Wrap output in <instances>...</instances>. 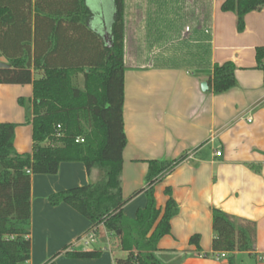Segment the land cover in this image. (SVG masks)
Segmentation results:
<instances>
[{"label":"crops","instance_id":"crops-1","mask_svg":"<svg viewBox=\"0 0 264 264\" xmlns=\"http://www.w3.org/2000/svg\"><path fill=\"white\" fill-rule=\"evenodd\" d=\"M41 1L44 15L54 16L58 11L62 13V7L66 8L68 3ZM223 1L124 0L122 116L126 144L120 175L125 201L122 214L133 219L146 205L148 161L185 156L154 187L156 207L161 214L168 199L167 188L179 207L178 214L170 220L169 234L157 244L164 264H228V255L216 260L217 253L211 249L212 208L255 224L254 251L237 255L236 264H263L258 257L264 255V87L255 49L264 47V6L247 14L244 31L237 33L235 15L220 11ZM19 2L11 4L12 19L4 29L11 57L22 52L14 43L29 42L31 57H44L49 55V48L41 42L58 41L60 48L52 56L63 57L75 56V48L82 43L88 53L90 34L108 41L104 36L109 35L113 23V0H105L109 5L106 15L93 10L95 6L103 9L102 0H85L88 15L82 28H74L64 15L58 24L43 15L35 19L33 10L28 18L27 7ZM33 3L31 0L32 6ZM188 25H192V30ZM194 25L198 26L196 30ZM144 27L146 31L142 33ZM128 34L133 41L143 36L148 41H170V36L183 39L187 34L185 40L192 39L193 45L209 36L210 65L233 63L236 84L215 94L206 76L195 75L181 65H167L163 55L135 49L127 57ZM0 62L8 63L1 52ZM39 77V72H33V79ZM202 82L208 85L205 92L200 89ZM32 93L31 85L0 84V123L17 125L14 148L19 154L31 153L33 149L32 126L25 122V111L18 104L19 98L31 99ZM99 178L97 171L88 175L80 162L61 163L55 175L31 176L30 259L25 264H115L116 259L126 258L125 252L113 251L102 225L92 228L87 219L69 206L52 207L48 203V197L54 193L85 186ZM92 230L94 241L84 245ZM195 235L199 236L200 251L190 243ZM94 249L101 251L98 259L65 256L66 251ZM117 252L120 257H115Z\"/></svg>","mask_w":264,"mask_h":264},{"label":"trees","instance_id":"trees-1","mask_svg":"<svg viewBox=\"0 0 264 264\" xmlns=\"http://www.w3.org/2000/svg\"><path fill=\"white\" fill-rule=\"evenodd\" d=\"M18 1L27 7L28 18L33 10L35 19L43 15L58 24L60 16L64 15L74 28H82L88 15L85 0H67V7H62V13L58 11L57 16L44 15L46 11L41 0H34L33 6L31 0H0V52L9 65L8 69H0V84L31 85L33 90L31 99H18L25 111V122L32 126V152L17 153L14 148L17 125L0 123V264H25L30 259L31 176L55 175L59 165L66 162H80L88 175L97 171L100 178L85 186L50 195L49 205L65 204L87 219L92 228L102 225L113 251L126 253V258L116 259L115 264H164L157 244L169 234L170 220L178 214L179 207L167 188L168 199L161 214L156 207L154 187L173 172L185 156L148 161L144 187L146 205L133 219L122 214L125 201L120 175L126 144L122 116L124 0H113L114 19L108 41L95 39L96 36L90 34L88 53L82 43L75 48V56L55 57L52 54L61 44L48 41L41 44L49 48V55L31 57L30 43L24 42L14 43L22 52L20 56L11 57L5 30L12 19L10 6ZM263 6L264 0H224L220 11L234 14L236 31L242 33L245 16L260 11ZM190 47L193 50L181 55L178 62L168 61L167 65H181L195 75L206 76L215 94L235 86L233 63L210 65L209 36ZM255 59L257 68L263 73L264 87V47L255 49ZM33 72H39L40 77L33 79ZM77 74L82 75L83 89L71 83ZM77 138L83 142L76 143ZM45 142L48 144L43 145ZM211 217L213 253H226L228 264H236L237 255L252 254L256 235L254 223L231 217L216 208L211 209ZM190 243L200 251L198 235L191 237ZM65 256L98 259L101 251L73 250L66 251Z\"/></svg>","mask_w":264,"mask_h":264},{"label":"rangeland","instance_id":"rangeland-1","mask_svg":"<svg viewBox=\"0 0 264 264\" xmlns=\"http://www.w3.org/2000/svg\"><path fill=\"white\" fill-rule=\"evenodd\" d=\"M103 1V9H99V7L95 6L93 8L94 12L96 11L98 12H102L103 14H107V12L109 11V9L106 8V5H108L105 0ZM184 3H191V0H183ZM109 6V5H108ZM185 8V6H184ZM101 13V14H102ZM110 14V12L108 13ZM197 18V16H196ZM201 23V22H200ZM204 23V21H203ZM189 26V25H188ZM196 26V25H194ZM99 27V26H98ZM185 27V25H184ZM190 29L192 30V25L189 26ZM198 28V26H196L194 28V30H196ZM101 30V29H99ZM128 30L130 31V29L128 28ZM142 33L143 31H146V27H144L143 29L140 30ZM187 35V34H186ZM186 35L183 36V39H181V36H178L176 38H173L172 36H170V41H148L145 40V36H143L142 39H140L139 41H133L130 40V35L128 34V37L126 39V54L127 57H131V54L133 53V50L135 49H139L141 52L143 51H148V52H155L158 55H163V61H172L173 63L178 62V59L181 58V55L183 53H185L186 51H191L193 50L190 45H193L192 39L190 40H185ZM192 42V43H191ZM184 43H187V45H185ZM129 59V58H127ZM72 85L74 87H77L79 89H83V80H82V75L81 74H77L72 78L71 81ZM115 257H120V254L117 252Z\"/></svg>","mask_w":264,"mask_h":264},{"label":"built area","instance_id":"built-area-1","mask_svg":"<svg viewBox=\"0 0 264 264\" xmlns=\"http://www.w3.org/2000/svg\"><path fill=\"white\" fill-rule=\"evenodd\" d=\"M188 28H186V32H188ZM83 140L81 138H77L76 139V143H82ZM216 156H220L219 152L215 153ZM94 237H95V233L94 230H92L91 232L88 233V235L85 237V241H84V245H88L89 243H92L94 241ZM226 253H217V255L215 256L216 260H219L220 258H224L226 257ZM259 262L264 264V255H259L258 257Z\"/></svg>","mask_w":264,"mask_h":264},{"label":"water","instance_id":"water-1","mask_svg":"<svg viewBox=\"0 0 264 264\" xmlns=\"http://www.w3.org/2000/svg\"><path fill=\"white\" fill-rule=\"evenodd\" d=\"M104 38H105V40H108V35L104 36ZM2 68H3V69H8V68H9V65L0 62V69H2ZM207 88H208V85H207L206 82H202V83L200 84V89H201V91L205 92V91L207 90Z\"/></svg>","mask_w":264,"mask_h":264}]
</instances>
